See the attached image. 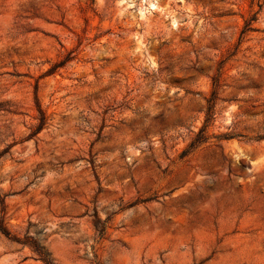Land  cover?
Masks as SVG:
<instances>
[{
  "label": "rangeland",
  "instance_id": "obj_1",
  "mask_svg": "<svg viewBox=\"0 0 264 264\" xmlns=\"http://www.w3.org/2000/svg\"><path fill=\"white\" fill-rule=\"evenodd\" d=\"M0 197L54 264H264V0H0Z\"/></svg>",
  "mask_w": 264,
  "mask_h": 264
},
{
  "label": "trees",
  "instance_id": "obj_2",
  "mask_svg": "<svg viewBox=\"0 0 264 264\" xmlns=\"http://www.w3.org/2000/svg\"><path fill=\"white\" fill-rule=\"evenodd\" d=\"M0 205H3V199L0 197ZM2 210V208H1ZM98 220V218H96ZM100 231V230H99ZM102 231V229H101ZM0 233L10 241H14L21 246H28L38 257L43 264H54L49 254L46 252L44 246L40 244L39 240L32 238L31 236H19L10 232L5 226L2 217L0 216Z\"/></svg>",
  "mask_w": 264,
  "mask_h": 264
}]
</instances>
